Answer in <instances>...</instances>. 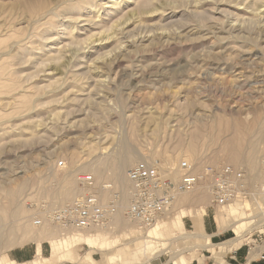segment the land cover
Wrapping results in <instances>:
<instances>
[{
  "label": "rangeland",
  "instance_id": "374dc122",
  "mask_svg": "<svg viewBox=\"0 0 264 264\" xmlns=\"http://www.w3.org/2000/svg\"><path fill=\"white\" fill-rule=\"evenodd\" d=\"M129 148L121 182L106 166L93 170ZM143 159L234 165L254 196L216 207L201 183L141 228L125 211L127 172ZM80 172L121 191L111 227L66 231L48 220L81 194ZM187 208L215 222L220 214L239 235L249 214L263 218L264 0H0V264L30 262L39 243L50 256L52 241L78 243L80 259L57 264H96L87 253L97 264H204L193 219L172 227Z\"/></svg>",
  "mask_w": 264,
  "mask_h": 264
},
{
  "label": "built area",
  "instance_id": "2783aa9c",
  "mask_svg": "<svg viewBox=\"0 0 264 264\" xmlns=\"http://www.w3.org/2000/svg\"><path fill=\"white\" fill-rule=\"evenodd\" d=\"M60 161L59 165H64ZM177 172L178 177H174ZM127 177L131 182L129 205L126 217L141 228L158 223L174 206L178 196L205 183L213 197V204L225 206L232 202L252 199L253 187L249 185L243 168L225 164L198 166L188 160L164 166L159 161L143 159L129 168ZM81 194L72 202L49 213L48 220L66 231H85L95 228H109L121 204V191L113 183H99L93 173L80 172L77 175ZM108 193L107 199L104 194ZM42 225L43 219L34 220ZM247 239L253 237L249 234ZM248 243L249 240H247ZM263 238L257 236L252 247Z\"/></svg>",
  "mask_w": 264,
  "mask_h": 264
},
{
  "label": "crops",
  "instance_id": "0c3cea01",
  "mask_svg": "<svg viewBox=\"0 0 264 264\" xmlns=\"http://www.w3.org/2000/svg\"><path fill=\"white\" fill-rule=\"evenodd\" d=\"M206 209V208H205ZM184 212V213H183ZM197 209L187 208L181 210L179 219L173 218L172 227L175 232L184 230V219L190 217L193 219L191 232L196 238H204V249L209 252L204 264H264V239L262 242L257 241L254 247L248 243V234L245 233V228L240 231V235L234 230L236 226L234 222L227 228L225 221L227 218H221L218 214V221H211L208 218L207 210L204 212L202 220H198ZM195 223V226H194ZM245 230V231H244ZM196 233V234H195ZM199 233V234H198ZM78 243H76L77 245ZM90 248H95L89 243H85ZM73 249H65L57 246L55 241L51 242L50 256L42 254L41 243L38 244L37 254L34 259L26 264H57L62 261H77L80 257ZM215 250V251H210ZM86 257L93 263H98L90 253ZM6 264H22L15 260L7 259ZM78 264V263H74ZM174 264H190V261L184 257L175 260ZM200 264V263H199Z\"/></svg>",
  "mask_w": 264,
  "mask_h": 264
},
{
  "label": "bare ground",
  "instance_id": "6f19581e",
  "mask_svg": "<svg viewBox=\"0 0 264 264\" xmlns=\"http://www.w3.org/2000/svg\"><path fill=\"white\" fill-rule=\"evenodd\" d=\"M135 155H136V153L133 152V149H131V148L124 149L123 152H121L117 156L115 155L116 158H114L112 160L107 159V160H104L98 164H92L93 170L96 172V174L103 175L107 171L105 169V166H106L112 171V175H113L114 179L117 180L118 182H121L122 179L124 178L125 169L134 161ZM231 159H232V161L237 162V161H240V159H242V156L240 153H233L231 155ZM251 165H252V168H256L255 163H253ZM174 177H178L177 172L174 174ZM129 183H130V180H129ZM20 190H21L20 188H16L10 192V194H9L10 198L8 199L9 204H12L15 201V198L20 193ZM208 192L210 194L209 190H208ZM128 196H129V192H128ZM6 201H7V198H6ZM246 204H248V203L246 202L243 205H246ZM231 205H235V204H228L226 207H229ZM244 208L246 210L247 207L244 206ZM16 212L18 215L21 213L20 210H19V212L18 211H16ZM248 216H249L248 217L249 222H251V223H250L249 228L245 231V233L249 235L250 233H252V231L258 229L259 227L260 228L263 227L264 215H263V218H258V219H257V216H252L250 214ZM202 217H203V213L199 214L198 220L201 221ZM153 226H151V227H153ZM151 227H149V228H151ZM260 231H264V228L260 229ZM2 232H3V230H2V218L0 217V237L2 236ZM150 233H151V231H150Z\"/></svg>",
  "mask_w": 264,
  "mask_h": 264
}]
</instances>
